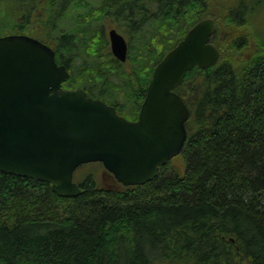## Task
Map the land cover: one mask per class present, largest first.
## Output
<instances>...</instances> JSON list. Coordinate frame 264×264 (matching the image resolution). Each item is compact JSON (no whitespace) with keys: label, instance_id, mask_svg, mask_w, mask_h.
Returning <instances> with one entry per match:
<instances>
[{"label":"trees","instance_id":"obj_1","mask_svg":"<svg viewBox=\"0 0 264 264\" xmlns=\"http://www.w3.org/2000/svg\"><path fill=\"white\" fill-rule=\"evenodd\" d=\"M206 17L221 57L177 87L191 110L185 170L169 162L124 185L93 162L73 197L0 170V264H264V38L252 28L264 0H0V35L42 39L70 70L64 87L137 115L157 63ZM101 21L128 38L127 62L92 33Z\"/></svg>","mask_w":264,"mask_h":264},{"label":"water","instance_id":"obj_2","mask_svg":"<svg viewBox=\"0 0 264 264\" xmlns=\"http://www.w3.org/2000/svg\"><path fill=\"white\" fill-rule=\"evenodd\" d=\"M214 26L212 17L198 21L159 61L136 120L82 88H64L70 71L47 43L0 36V170L47 181L64 197L81 194L75 171L90 162L125 185L153 180L188 137L190 109L175 88L194 66L210 67L221 56ZM109 37L113 54L126 61V37L116 28Z\"/></svg>","mask_w":264,"mask_h":264},{"label":"rangeland","instance_id":"obj_3","mask_svg":"<svg viewBox=\"0 0 264 264\" xmlns=\"http://www.w3.org/2000/svg\"><path fill=\"white\" fill-rule=\"evenodd\" d=\"M5 20V19H3ZM255 22V27L254 25H252V28L255 29V31H257V34L261 37V38H264V22L262 23V20L257 18ZM62 27L66 28V29H69L70 28V24H73L74 22H71V21H66V20H63L62 21ZM3 25H10L12 24V21H9V20H6V23L5 22H2ZM68 24V25H67ZM112 24H109V23H103L102 21L99 22V23H94L92 25V33L97 31H103L102 33L104 35H107L108 36V31H109V28ZM6 32V30L3 28L0 30V33H4ZM123 33V32H122ZM67 42H70L67 40ZM79 48L77 49V52H78V61L77 63L78 64H81L82 62H90L91 59H93L92 57H90L88 55V53L85 51V45L82 44H78L77 45ZM109 47H110V44H109ZM109 99V98H108ZM121 100V103H126V101H124V98L121 97L119 98ZM132 103L130 104V107H131ZM179 155L175 156L171 161L170 163L172 165H175L177 166V169L180 170V171H184V164L183 163H180L179 161ZM171 165V168H173V166ZM100 168V166L97 164V165H91V164H83L81 166H79L77 168V170L75 171V176H74V179L76 182L80 183L82 180H84V178L86 177V175L92 171L94 168ZM172 170L169 169L168 173H171ZM102 176V175H101ZM101 176L99 178H101ZM109 180V179H107ZM106 180V181H107Z\"/></svg>","mask_w":264,"mask_h":264},{"label":"flooded vegetation","instance_id":"obj_4","mask_svg":"<svg viewBox=\"0 0 264 264\" xmlns=\"http://www.w3.org/2000/svg\"><path fill=\"white\" fill-rule=\"evenodd\" d=\"M144 101V100H143ZM143 101H142V103H143ZM142 103H141V105H142ZM121 113V112H120ZM139 113H140V110L138 111V113H137V115H133V114H126V115H124V116H126L127 118H129V119H132V120H136L137 118H138V116H139Z\"/></svg>","mask_w":264,"mask_h":264}]
</instances>
